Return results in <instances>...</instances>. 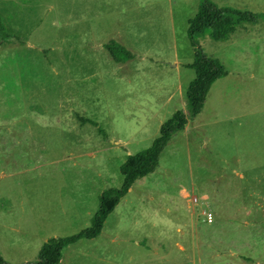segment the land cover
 <instances>
[{
  "label": "rangeland",
  "instance_id": "rangeland-1",
  "mask_svg": "<svg viewBox=\"0 0 264 264\" xmlns=\"http://www.w3.org/2000/svg\"><path fill=\"white\" fill-rule=\"evenodd\" d=\"M212 1L264 12V0ZM200 4L0 0L9 34L0 41L6 261H34L48 239L88 228L102 191L122 187L128 156L176 111L190 115L188 27ZM112 41L133 57L116 62ZM198 43L227 73L102 232L66 246L57 264H264V17L238 24L227 42L207 29Z\"/></svg>",
  "mask_w": 264,
  "mask_h": 264
},
{
  "label": "trees",
  "instance_id": "trees-1",
  "mask_svg": "<svg viewBox=\"0 0 264 264\" xmlns=\"http://www.w3.org/2000/svg\"><path fill=\"white\" fill-rule=\"evenodd\" d=\"M263 17L264 12L229 6L219 7L212 0H201L199 10L190 20L188 27V35L195 47L194 62L189 66L196 72L186 93L192 106L190 115H187L183 110L176 111L170 119L164 122L160 129V135L149 147L128 156L120 166L124 176L122 187H110L102 191L99 207L88 228L70 236L48 239L42 245L38 258L23 264H57L62 259V252L66 246L82 238H94L102 232L106 219L121 199L128 194L137 180L156 170L160 163V156L173 135L183 131L189 119L196 118L202 112L211 86L218 78L227 73L220 60L209 57L200 47L198 35L210 29L214 40L227 42L232 38L238 24L257 23ZM8 37L5 24L0 20V41H4ZM106 47L116 62H126L133 57L129 50L116 41L110 42ZM0 264L11 263L6 261L0 253Z\"/></svg>",
  "mask_w": 264,
  "mask_h": 264
},
{
  "label": "crops",
  "instance_id": "crops-1",
  "mask_svg": "<svg viewBox=\"0 0 264 264\" xmlns=\"http://www.w3.org/2000/svg\"><path fill=\"white\" fill-rule=\"evenodd\" d=\"M119 63H124V62H119ZM171 98H172V93L166 98V100H165L164 102H165V103H168V102L171 100ZM160 123L163 124L164 122L162 123V121H160ZM160 129H161V128H160ZM125 143H127V142H125ZM129 153H130V152H129ZM129 153H128V154H129ZM210 213H211V212H210Z\"/></svg>",
  "mask_w": 264,
  "mask_h": 264
},
{
  "label": "built area",
  "instance_id": "built-area-1",
  "mask_svg": "<svg viewBox=\"0 0 264 264\" xmlns=\"http://www.w3.org/2000/svg\"><path fill=\"white\" fill-rule=\"evenodd\" d=\"M207 218L209 221H211L212 220V213H208Z\"/></svg>",
  "mask_w": 264,
  "mask_h": 264
},
{
  "label": "water",
  "instance_id": "water-1",
  "mask_svg": "<svg viewBox=\"0 0 264 264\" xmlns=\"http://www.w3.org/2000/svg\"><path fill=\"white\" fill-rule=\"evenodd\" d=\"M112 141H113V142H116V143H121V141H116V140H114V139H113Z\"/></svg>",
  "mask_w": 264,
  "mask_h": 264
}]
</instances>
